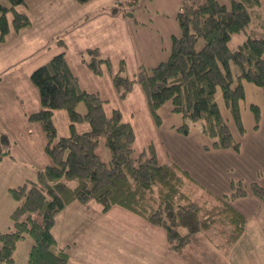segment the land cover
<instances>
[{"label": "trees", "instance_id": "trees-1", "mask_svg": "<svg viewBox=\"0 0 264 264\" xmlns=\"http://www.w3.org/2000/svg\"><path fill=\"white\" fill-rule=\"evenodd\" d=\"M10 3L0 4L1 42L11 30L9 13L14 14L16 30L31 22L26 10L19 8L26 0ZM128 3L132 8L137 0ZM263 5L264 0H231L230 5L220 0H184L177 13L181 33L172 34L169 57L151 68L139 66L137 77L131 78L123 74L122 62L120 71L113 75L119 93L125 97L139 82L158 123H162L159 108L170 101L172 111L183 115L179 132L188 134L197 125L211 139L205 149L240 151L241 141L224 110H229L237 131L244 135V81L264 88ZM117 7L116 4L115 13L120 9ZM238 33H243L244 39L231 47ZM52 39L58 51L31 74L40 91L41 109L29 114L45 129L46 152L52 162L38 168L36 179L10 188L18 204L11 214V226L0 232V263L13 261L18 242L30 237L33 244L26 264H68L69 254L59 244L53 228L58 215L73 202L86 209L94 201L102 212L115 207L132 211L162 228L169 248L177 253L194 242L202 230L224 222L225 218L217 215L216 206L209 208L190 192V182L202 186L200 189L203 185L188 170L176 161H161L154 143L137 149L132 123L124 119L120 109L108 114L107 99L99 91L80 85L66 58L67 43L55 36ZM82 56L98 75L104 73V64L111 67L110 58L99 47L88 48ZM250 109L255 115V126L260 125V106L253 103ZM57 110L68 112V135L58 134L53 119ZM78 125L87 127L81 129ZM230 183L233 197L247 194L242 182ZM251 186L264 200V185L254 182ZM204 193L209 197L207 190ZM224 203L225 210L219 209L221 214L236 224V235L242 233L244 214Z\"/></svg>", "mask_w": 264, "mask_h": 264}, {"label": "rangeland", "instance_id": "rangeland-1", "mask_svg": "<svg viewBox=\"0 0 264 264\" xmlns=\"http://www.w3.org/2000/svg\"><path fill=\"white\" fill-rule=\"evenodd\" d=\"M183 1L137 0L135 7L130 8L128 0H121V3L116 0H90L86 3L78 0H26V4L19 8L26 10L31 22L20 30L14 27V14H8L11 30L5 42L0 40V143L5 140L4 150L8 149L0 163V230L6 227L4 221L11 219L10 214L17 206L10 189L6 190L1 180L8 179V186H15L27 179H36L38 168L52 162L46 152L45 129L39 121L31 120L29 113L40 110L42 105L40 91L31 80L32 71L58 51V45L52 39L55 36L67 43L66 58L79 77L80 85L89 91H99L108 100L105 106L108 114L115 108L120 109L124 118L132 123L137 149L154 143L161 161H176L186 168L204 189L190 182V192L209 208L216 206L217 215L225 218L224 222L218 221L202 230L181 253L169 248L162 228L121 207L102 212L94 201L85 211L68 207L67 212L73 214L67 213L63 217L57 231L75 242V235H80L85 227V248L92 247L98 252L99 262L92 261V264L100 261L102 264L111 261L113 264H260L259 256L264 255V200L254 193L251 184L264 183V117L260 125L253 126L256 123L250 109L253 103L243 114L249 134L244 138L241 150L219 149V154H214L215 149L200 146L197 136L190 142L184 135H175L167 142L166 137L170 135L160 125L169 119L163 114L162 123L156 121L142 85L136 82L134 90L123 97L112 78L120 71L122 62L125 64L123 74L131 78L137 77L140 64L151 68L169 57L172 34L181 33L177 13ZM220 1L231 4V0ZM0 4L10 6L11 3L10 0H0ZM116 4L120 8L118 13L114 11ZM243 39V33L235 34L231 47ZM42 41L51 43L41 48ZM92 47H99L111 61V67L104 64L105 72L99 75L83 60L82 52ZM158 113L161 114L160 110ZM53 119L59 135L70 134L71 121L66 110H57ZM227 119L236 127L231 115H227ZM84 126L87 127H77L83 129ZM237 139L241 140V137ZM104 149L109 153L106 146ZM213 154L221 158H212ZM232 180L242 182L247 194L233 197ZM206 190L209 197L204 193ZM206 198L209 201H204ZM224 202L244 214L242 233L236 235V224L221 214L219 209L224 208ZM79 222L83 224L74 227ZM20 243L13 261L0 264H26L31 239ZM77 246H83V243ZM73 263L77 264L76 261Z\"/></svg>", "mask_w": 264, "mask_h": 264}, {"label": "crops", "instance_id": "crops-1", "mask_svg": "<svg viewBox=\"0 0 264 264\" xmlns=\"http://www.w3.org/2000/svg\"><path fill=\"white\" fill-rule=\"evenodd\" d=\"M127 23L128 20H127ZM3 43V42H2ZM43 44L41 48H45L48 44H50L51 42L48 41L46 43H44V41H42ZM167 49V47H166ZM143 64H140L139 66H141ZM120 69V67H119ZM139 70V69H138ZM103 72H105V69L103 70ZM131 77H135V76H131ZM112 78H113V75H112ZM136 85V84H135ZM134 85V87H135ZM244 85H245V89H246V97L244 100L241 101V110H242V117H243V114H244V111L245 109H247L248 107L250 108V105L252 103H256V102H261V103H256L260 106L261 108V114H262V121H263V117H264V88L263 87H260L256 84H254L253 82H249V81H244ZM134 90V88H133ZM132 90V91H133ZM131 91V92H132ZM130 92V93H131ZM218 97L220 98V102L222 103L223 101V98H222V92L219 90V92L217 93ZM251 95H253L251 97ZM254 97V98H253ZM258 98V99H257ZM108 101V100H107ZM247 103H249L247 105ZM107 105V103H106ZM105 105V106H106ZM172 108H173V105L172 103L169 101L167 103H165L163 106H161L159 108L160 112H161V118L163 116V114L166 116L167 119H169V122H166L164 124H161L160 126H162L164 132L167 134V135H170V136H167L166 137V141L169 142V137H173L172 139H174V136L177 135L179 137H183V135L185 137H187L188 141L192 142V139L194 136H197V142L200 144V146H205L207 144H210L211 143V139L205 135L204 133H202L198 126L195 125L191 128L190 132L188 134H183L181 132H179L177 130V128L183 123V115L181 113H176V112H173L172 111ZM225 114L226 115H230V112L228 109H225ZM30 114V113H29ZM176 115V116H175ZM124 116V115H123ZM125 119V118H124ZM256 123H254V127ZM246 126V124H245ZM235 131H236V137L240 136L241 137V144L244 140V138L249 134V129L247 128L246 126V132L244 133L245 135L243 136L239 131H237L236 127H234ZM252 131V130H250ZM162 131V133H164ZM256 132L257 133H261V131H259L258 129H256ZM164 136V134H163ZM243 136V137H242ZM5 140L2 141L1 140V143H0V163L1 161L3 160L4 158V153H7L6 150H4L5 148ZM172 143V142H171ZM169 147V146H168ZM170 150L174 151L173 149H171L169 147ZM226 150H229V149H226ZM177 151V150H176ZM215 153L214 154H217L218 150L215 149ZM213 154V155H214ZM219 154V153H218ZM211 155L212 158H216V157H219L221 158L220 156L218 155ZM2 165V164H1ZM180 165V164H179ZM2 167V166H1ZM186 169V168H185ZM2 173V169L0 171V174ZM7 180L8 179H5V180H1L2 182V185L3 187L7 190V189H10L11 187L13 186H8L7 184ZM200 182V181H199ZM21 184V183H19ZM17 184V185H19ZM211 185V184H209ZM264 185V183H263ZM16 186V185H15ZM11 192V191H10ZM12 194V193H11ZM13 196V194H12ZM15 198V197H14ZM17 201V200H16ZM18 204V203H17ZM68 207H77V208H82L80 211H85V207L79 203H76V202H73V203H70L59 215H58V218H57V222L53 228V231H54V234L55 236L57 237L58 239V242L59 244L61 243L62 245L61 246H64L67 250V253L69 254V259H68V264H74L73 262L76 261L77 264H92V261H96L97 263L99 262L98 260V252L97 250H95L94 248L90 247V249H87L85 248L84 244H85V227L83 229V232L81 231L80 235H76L75 237V242H71L68 237L67 238H64L65 235L63 233H59L57 231V227L58 225L60 224V222L62 221L63 217L68 213ZM15 210V209H14ZM12 214V213H11ZM11 214H10V217H11ZM69 215L70 214H73V213H68ZM69 221V219L67 220V222ZM11 223H12V220H7V221H4V227L2 230H0V232L2 231H6L10 226H11ZM83 224L82 222H79L77 224L74 225L77 226V225H81ZM259 225H261V223L259 222ZM83 234V235H82ZM29 239H31L30 237H27ZM27 238H24L20 241H24L26 240ZM20 241L18 242V245H17V248H16V252H15V255L16 253L19 251L20 249V246H21V243ZM79 243H83V246H77V244L79 245ZM33 244V240L31 239V246ZM31 246H30V250H31ZM26 247H27V244L23 246V249L26 250ZM78 250H81L80 252ZM30 253V252H29ZM29 257V255H28ZM85 259H88L85 261ZM259 259H260V264L264 261V255L262 256H259ZM28 260V259H27ZM27 262V261H26ZM103 262L100 261L99 264H102ZM109 264H113L114 262L111 261V262H108Z\"/></svg>", "mask_w": 264, "mask_h": 264}]
</instances>
